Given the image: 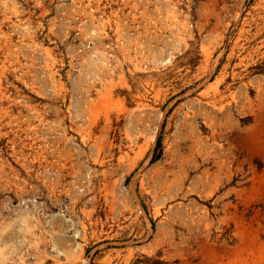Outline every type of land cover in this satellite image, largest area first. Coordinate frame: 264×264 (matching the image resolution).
I'll use <instances>...</instances> for the list:
<instances>
[{
  "label": "rangeland",
  "instance_id": "1",
  "mask_svg": "<svg viewBox=\"0 0 264 264\" xmlns=\"http://www.w3.org/2000/svg\"><path fill=\"white\" fill-rule=\"evenodd\" d=\"M0 264H264V0H0Z\"/></svg>",
  "mask_w": 264,
  "mask_h": 264
},
{
  "label": "trees",
  "instance_id": "2",
  "mask_svg": "<svg viewBox=\"0 0 264 264\" xmlns=\"http://www.w3.org/2000/svg\"><path fill=\"white\" fill-rule=\"evenodd\" d=\"M156 145L158 146V142L156 143Z\"/></svg>",
  "mask_w": 264,
  "mask_h": 264
}]
</instances>
